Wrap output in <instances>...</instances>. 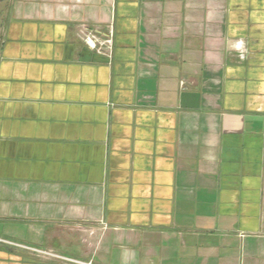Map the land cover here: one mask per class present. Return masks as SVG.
Instances as JSON below:
<instances>
[{
    "label": "crops",
    "instance_id": "0c3cea01",
    "mask_svg": "<svg viewBox=\"0 0 264 264\" xmlns=\"http://www.w3.org/2000/svg\"><path fill=\"white\" fill-rule=\"evenodd\" d=\"M0 10V264H264V0Z\"/></svg>",
    "mask_w": 264,
    "mask_h": 264
},
{
    "label": "built area",
    "instance_id": "2783aa9c",
    "mask_svg": "<svg viewBox=\"0 0 264 264\" xmlns=\"http://www.w3.org/2000/svg\"><path fill=\"white\" fill-rule=\"evenodd\" d=\"M82 41L87 47H89L92 50H96L100 53L104 52L107 48H109L111 44L110 40H103L93 32L84 33L82 36ZM35 251L41 255L50 256L61 260L73 261L77 264H94L92 261L84 262L79 260H72L50 251L38 250V249H35Z\"/></svg>",
    "mask_w": 264,
    "mask_h": 264
},
{
    "label": "rangeland",
    "instance_id": "374dc122",
    "mask_svg": "<svg viewBox=\"0 0 264 264\" xmlns=\"http://www.w3.org/2000/svg\"><path fill=\"white\" fill-rule=\"evenodd\" d=\"M2 14V11L0 10V15ZM1 21V20H0ZM1 25V24H0Z\"/></svg>",
    "mask_w": 264,
    "mask_h": 264
}]
</instances>
